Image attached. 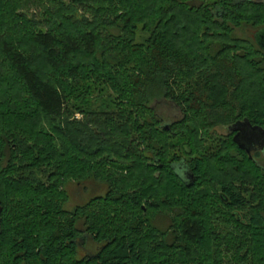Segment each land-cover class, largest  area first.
<instances>
[{"label":"trees","instance_id":"trees-1","mask_svg":"<svg viewBox=\"0 0 264 264\" xmlns=\"http://www.w3.org/2000/svg\"><path fill=\"white\" fill-rule=\"evenodd\" d=\"M33 2L0 0V264H264V152L229 130L264 129V2ZM71 181L106 192L67 210Z\"/></svg>","mask_w":264,"mask_h":264},{"label":"rangeland","instance_id":"rangeland-1","mask_svg":"<svg viewBox=\"0 0 264 264\" xmlns=\"http://www.w3.org/2000/svg\"><path fill=\"white\" fill-rule=\"evenodd\" d=\"M14 1L16 3L19 2V4L17 5L18 6V9H17L18 12L25 14V15H28L29 19L38 18L37 20L41 21V22L45 19L43 17L44 8L40 9L37 7H33L32 9H30L31 6L26 7V4H25L26 0H22V1L21 0H14ZM253 1H263L264 2V0H253ZM31 2L34 4L33 0H31ZM66 2L68 3V0H66ZM41 22H40V26H41ZM116 98L117 97L114 96L112 91H108L107 94L105 95V100L98 102L95 109L100 110V111L111 110V111L117 112L118 109L116 108V105H115ZM161 114L165 118H167V122H170L172 120V118H175V117L180 118L181 117L180 113L174 112V109L168 105L162 106ZM77 115L80 119L83 118L80 114H77ZM219 132L221 134L226 135L229 133V130L225 128V129L219 130ZM158 175L159 174H156L155 176L157 177ZM40 179L44 180V181L46 180V179H43V177H40ZM64 189L67 191V194L69 195V201L66 205L67 210H73L76 206L85 205L92 198H94L96 196H102L106 192V186L96 184V183H87V185H79L76 181L68 182L65 185ZM242 216H244L243 212H242Z\"/></svg>","mask_w":264,"mask_h":264},{"label":"water","instance_id":"water-1","mask_svg":"<svg viewBox=\"0 0 264 264\" xmlns=\"http://www.w3.org/2000/svg\"><path fill=\"white\" fill-rule=\"evenodd\" d=\"M256 40L260 48L264 51V28L256 34ZM229 130L230 132L235 133L233 139L234 143H236L241 150L247 152L250 156L252 154L251 151L253 150L251 147V143H253L254 140L257 141L259 139L264 143V129L259 126H252V124L248 120L238 122L237 124L231 126ZM246 132L247 146L242 139L245 136ZM191 178H193V176H191Z\"/></svg>","mask_w":264,"mask_h":264},{"label":"flooded vegetation","instance_id":"flooded-vegetation-1","mask_svg":"<svg viewBox=\"0 0 264 264\" xmlns=\"http://www.w3.org/2000/svg\"><path fill=\"white\" fill-rule=\"evenodd\" d=\"M247 130V129H246ZM232 133V132H231ZM233 134V139H234V136H235V133H232ZM243 139V142H245L246 146H247V132L245 133V136L242 138ZM251 147H252V154L253 153H257L258 151H261V152H264L263 148H264V143L263 141L261 140H254L253 143H251Z\"/></svg>","mask_w":264,"mask_h":264}]
</instances>
